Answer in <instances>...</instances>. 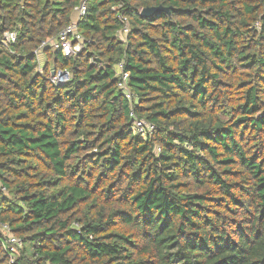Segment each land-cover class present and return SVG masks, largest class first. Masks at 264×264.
<instances>
[{"label":"trees","instance_id":"obj_1","mask_svg":"<svg viewBox=\"0 0 264 264\" xmlns=\"http://www.w3.org/2000/svg\"><path fill=\"white\" fill-rule=\"evenodd\" d=\"M81 1L0 0V264H264V0Z\"/></svg>","mask_w":264,"mask_h":264},{"label":"built area","instance_id":"obj_2","mask_svg":"<svg viewBox=\"0 0 264 264\" xmlns=\"http://www.w3.org/2000/svg\"><path fill=\"white\" fill-rule=\"evenodd\" d=\"M86 10L87 9L85 4L76 8L75 11L78 12L79 19H81L86 14ZM118 18L122 23H124V28L119 34L120 38L122 41H126L127 36L130 32L128 20L125 16L122 15H119ZM16 40H17V34L16 32H12V31L5 32L2 38L0 39L2 45L5 47L14 44ZM51 43L53 44L55 49H60L66 57H71L83 49V38L78 33L76 24H71L68 28L62 31L57 38L50 40L43 46L44 47L51 46ZM117 72L119 77L118 87L120 88V90L123 91L124 95L129 101H133L134 96L128 86V81L130 78L129 73L123 71V64H120L117 67ZM69 79H70V74L68 72L57 71L54 76L52 75V81L56 84L66 82ZM152 131H153V127L150 126V124L146 123L143 120H137V119L135 120L133 126V132L136 135H141L143 138H147ZM0 188L3 191H5V189L2 187L1 181H0ZM8 237L9 238L7 240V245L5 246V249L10 251L12 254L18 253V249L21 245L20 241L13 236L9 235ZM14 262L15 260L14 258H12L11 264H14Z\"/></svg>","mask_w":264,"mask_h":264},{"label":"water","instance_id":"obj_3","mask_svg":"<svg viewBox=\"0 0 264 264\" xmlns=\"http://www.w3.org/2000/svg\"><path fill=\"white\" fill-rule=\"evenodd\" d=\"M86 3V0H82L80 3V6L84 5ZM169 8H165V7H152V8H145L142 10L141 12V16L143 18H148V17H152L153 15H155L158 12H169ZM56 74V72H53L52 75L54 76Z\"/></svg>","mask_w":264,"mask_h":264},{"label":"rangeland","instance_id":"obj_4","mask_svg":"<svg viewBox=\"0 0 264 264\" xmlns=\"http://www.w3.org/2000/svg\"><path fill=\"white\" fill-rule=\"evenodd\" d=\"M86 5V4H85ZM79 16V15H78ZM52 49H54L53 44L51 43V47ZM43 51H40V54L38 55V61H39V68L37 69L39 72H43L44 68L46 67V65L48 64V59L47 57L42 53ZM44 55V56H43ZM55 72V70L53 71ZM52 72V73H53Z\"/></svg>","mask_w":264,"mask_h":264},{"label":"crops","instance_id":"obj_5","mask_svg":"<svg viewBox=\"0 0 264 264\" xmlns=\"http://www.w3.org/2000/svg\"><path fill=\"white\" fill-rule=\"evenodd\" d=\"M78 12L76 11L75 14H74V23L73 24H76L77 25V21L79 20V16H78ZM48 47H51V46H48ZM44 56V55H43Z\"/></svg>","mask_w":264,"mask_h":264}]
</instances>
